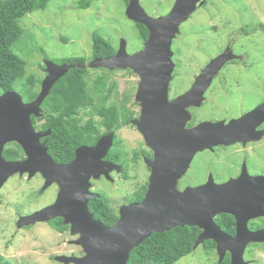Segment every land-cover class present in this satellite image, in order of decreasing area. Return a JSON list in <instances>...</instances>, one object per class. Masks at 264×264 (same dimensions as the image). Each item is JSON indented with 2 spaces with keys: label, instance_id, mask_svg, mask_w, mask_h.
<instances>
[{
  "label": "water",
  "instance_id": "obj_1",
  "mask_svg": "<svg viewBox=\"0 0 264 264\" xmlns=\"http://www.w3.org/2000/svg\"><path fill=\"white\" fill-rule=\"evenodd\" d=\"M206 1L176 0L169 13L154 17L146 11L141 0H129L127 16L146 25L150 31L144 47L130 54L126 41H122L114 55L91 61L93 67L131 68L139 75L136 100L141 103L142 111L141 117L133 123L155 151L154 158L147 159L151 175L144 198L122 205L120 216L113 225L95 218L89 208L90 199L100 195L91 190V177L99 178L103 173L109 175L104 157L113 145V133L103 136L95 146L78 148L70 163L59 164L47 153L45 145H40V137L49 131L37 132L32 124L31 115H42L43 101L55 82L69 71L70 65L47 61L48 75L39 95L31 102H24L23 96L15 90L0 92V190L11 176L27 171L31 176L37 171L43 173L46 178L43 189L55 182L59 184L54 203L21 216L17 223L18 227H23L63 217L64 222L71 225L72 234L80 235L74 243L82 246L85 255H59L58 261L65 264H128L131 251L152 233L178 225L202 228L194 248L212 238L217 242L220 260L229 251L231 264H249L244 257L246 246L252 241L264 242V229L251 230L248 226L249 220L264 216L263 175L251 176L243 170L239 177L224 183H216L210 178L199 186L178 188L179 179L198 151L244 137V134L237 136L235 128L250 122L259 111L264 113L263 104L227 124L204 121L186 129L188 114L185 107L202 104L214 76L228 61L236 58L230 48L210 60L187 92L169 100V84L176 66L173 41L181 33L182 23ZM168 122H174L175 126L169 129ZM13 141L22 145L27 154L25 159L8 160L3 155L5 145ZM221 213L236 217L235 236L223 232L217 224L215 217Z\"/></svg>",
  "mask_w": 264,
  "mask_h": 264
},
{
  "label": "rangeland",
  "instance_id": "obj_2",
  "mask_svg": "<svg viewBox=\"0 0 264 264\" xmlns=\"http://www.w3.org/2000/svg\"><path fill=\"white\" fill-rule=\"evenodd\" d=\"M79 1L51 0L45 9H37L19 19L23 34L13 44L12 50L27 61V75L32 73L43 82L46 61L59 64L72 58L89 61L92 58V37L96 30L117 48L122 41H126V49L130 54L141 49L143 40L135 21L127 16L125 0H90L86 8L79 7ZM175 1L141 0V3L150 15L158 17L169 13ZM242 28L245 31L240 33ZM180 31L181 35L178 34L173 41V50L174 61L182 67L183 77L188 78L187 69L197 73L229 42H233L234 51H231L236 57L240 55L242 58L227 64L221 73L233 70L231 76H238L243 87L250 91L251 95L248 94L243 101L245 106L251 105L250 98L264 97V0H208L182 23ZM112 78L119 86V91L125 82H137L135 74H128L127 71H120ZM187 80L190 82L191 78ZM20 83H16L14 90L23 96ZM221 98L227 102L229 100L228 96L223 95ZM132 134L133 141L135 138L138 142L139 134L134 130ZM236 154L243 156L244 152ZM203 157L201 155L195 159L198 168L206 170L215 167L208 166L209 163L206 165ZM145 159L146 162L141 159L133 165L132 177L126 182L118 178L115 184L109 183L107 179L96 184L102 193L110 197L114 208L117 209L123 203L125 187L130 186L127 194L133 195L138 186L150 177ZM225 163L226 159L220 165ZM192 175L200 178L204 172L194 171ZM40 184V178L26 185L20 179L10 177L0 190V255L9 264H59L50 255L77 248L70 242L72 233L62 236L50 230L46 222L31 229H20L16 225L17 213L56 197L55 187L43 195H34L32 187L36 188ZM248 245L244 252L245 259L253 258L255 264H264V242L252 241ZM198 247L175 264H201L200 257L218 258L215 250L206 251Z\"/></svg>",
  "mask_w": 264,
  "mask_h": 264
},
{
  "label": "flooded vegetation",
  "instance_id": "obj_3",
  "mask_svg": "<svg viewBox=\"0 0 264 264\" xmlns=\"http://www.w3.org/2000/svg\"><path fill=\"white\" fill-rule=\"evenodd\" d=\"M207 2V1H206ZM150 33V32H149ZM181 35V34H180ZM146 40L143 41L141 49L144 47V43ZM233 42H229L219 53H217L214 57H216L218 54L224 52L228 48L230 50H233ZM119 48H117L118 50ZM140 50V49H139ZM138 51V50H137ZM234 51V50H233ZM98 57H92L89 61L86 62H69V61H64L60 62V64H68L72 65V67L75 66V64H81L83 66H90V63L92 60L96 59ZM242 56L238 55V57L228 61L222 69L214 76L213 81L211 85L207 88L205 91V99L202 102L200 106H195V105H190L185 107V111L188 114V119L186 120L185 127L186 129L192 128L196 126L197 124L204 122V121H212V122H219L223 121L226 124L229 123L231 120L239 119L246 115L247 113L251 112L252 110L256 109L257 107H260L264 104V97L261 98L260 96L257 98H250V101H252L251 105L245 106V103L243 102L244 99L251 95L249 90L245 87H243V84L238 80V76H231L232 71L229 69L227 72L221 73L223 68L227 66V64L233 63L239 59H241ZM47 62V61H46ZM59 64V63H58ZM71 67V68H72ZM205 67V66H204ZM200 69L197 73L191 72L187 69L188 72V78H191V81L188 82V78L183 77L182 74V67H180L177 63L176 66L174 67V70L172 72V79L169 84V90H168V95H169V100L172 101L176 97L184 94L187 92L193 83L196 80V77L201 73V71L204 69ZM100 68V67H98ZM46 76L48 75L47 69L45 68ZM116 70V69H115ZM114 71V70H112ZM121 71H127L129 72V69H122ZM221 73V74H220ZM137 82L133 83L130 81H127L124 83L123 87L119 91V86L116 85L118 94L120 97L117 98V94L114 93L113 96L108 99L107 101H102V99H97L95 101V106L99 107L102 105L104 102H112L114 103L115 100L119 102L120 100L125 99V111L127 112L130 120V124L124 125L121 124V127L116 128V124L113 126H107L104 124V117L103 115L99 114L97 111L98 109L95 106H88V108H81L80 110H72L70 113H63V114H57L56 111H54L52 114L48 113L47 116L43 117V115L38 116L36 114L31 115L32 119V124L37 132H47L49 131L48 134L41 136L40 137V145L44 144L47 153L54 159L52 156L53 153L58 152L61 144H63L65 141L63 138H53L51 139L52 136V125L55 124L57 121L58 123L56 124L57 126L63 124L62 126L65 127V132L67 135L70 136L71 130H73L75 127H80L84 128L88 125L90 121H94L93 125L96 128V132H94V136H87L85 143H82L80 145H77L75 150H74V156L70 158L68 161H57L59 164H67L70 163L76 156V151L78 148L83 147V146H95L98 144L102 137L105 135H109L110 133H113V145L107 152L106 156L104 159L108 162L107 165L109 166L108 171L109 175L106 173H103L100 175L99 178L91 177V190L94 192L102 193L99 188L96 187V184L98 182H101L100 180H105L107 179L109 183L115 184L118 181V178H121L125 180L124 182L127 181L131 175V170L132 167L135 163H137L139 160L143 159V161L146 162V159H153L155 151L151 147L150 144L146 141L144 135L142 132L138 129V127L133 123V120H136L141 117V111H142V105L139 101L136 100V94L140 82L139 75L134 73ZM198 74V75H197ZM197 75V76H195ZM45 76V77H46ZM219 76V77H218ZM44 77V78H45ZM218 80L215 82V79ZM114 78H112L113 80ZM179 79V80H178ZM183 79V80H182ZM186 79V80H184ZM178 82L174 84V82ZM182 84L178 85L180 82ZM114 82V81H113ZM186 82V83H185ZM115 88V89H116ZM42 89V83L40 84L38 92L40 93ZM38 93V95H39ZM37 95V96H38ZM228 96L229 100L221 98V96ZM36 96V97H37ZM33 98L31 100L26 101L24 98V102L28 103L33 101ZM134 97V101L133 98ZM263 100V101H262ZM46 102V100H45ZM43 102V103H45ZM227 102V104H225ZM43 106V105H42ZM47 107V104H46ZM92 107H95L94 110L91 112L90 109ZM44 109V107H42ZM97 110V111H96ZM123 110V109H122ZM204 111V113H201V111ZM170 115H172V111L170 112ZM172 117V116H171ZM253 119L250 122H246L243 124L240 128H236L237 136L239 134H244L245 136L242 138L238 137V140L236 142H232L233 144L229 143H223V144H218L214 145L213 147L206 148L204 150L198 151L190 166L188 167L186 173L179 179L178 181V186L181 190L186 188L187 186H199L204 183H206L210 178H213L216 183H224L231 178H237L239 177L243 170L248 171V173L251 176H264V113L263 111H259L256 117H252ZM58 119V120H57ZM165 119V117L162 118V120ZM167 126L169 129H172V126H175L174 122H168ZM132 130L134 132H137L139 134V141L137 142L136 139L134 138L133 141V134ZM128 131V132H127ZM241 132V133H240ZM169 133V130H168ZM62 135V134H61ZM63 136V135H62ZM66 136V135H65ZM130 136V137H129ZM71 137V136H70ZM129 137V138H128ZM51 139V140H50ZM62 140V141H61ZM133 143L136 145L133 146ZM58 149V150H57ZM13 150V157H8L4 154L5 151ZM61 150V149H60ZM244 152L243 156H240L239 154H236L238 152ZM206 152H209L206 154ZM234 154V155H233ZM3 155L5 158L8 160H22L27 157V154L22 147V145L18 141H13V142H8L5 145ZM204 155L203 159L205 164L209 163L208 166H215L214 168H206V170H203L202 168H198L196 165V160L199 156ZM226 159V163L223 164V166L220 165V162ZM207 165V164H206ZM220 165V166H218ZM150 172L151 168L148 166ZM194 171H203L204 176L203 177H194L192 173ZM11 177H16L17 179H20V182L23 184L29 185L30 181L35 180L36 178L41 179V184L38 187H32L33 194L34 195H43L46 191H48L50 188L55 187L57 189V194L56 197L53 198L50 201H47L46 203H43L42 205H37L33 206L29 209H26L25 211H21L17 213V219H16V225L18 223V220L21 216L27 215L30 213H33L47 205H50L55 202L58 192H59V184L58 183H53L49 185L48 187L44 188V185L46 183V178L44 177L43 173L41 171L35 172L32 176L30 175V171H27L25 173H16ZM147 184L146 191L149 186V177L147 181H145L143 184ZM121 183V182H119ZM130 184V183H129ZM131 185V184H130ZM141 186V185H139ZM138 186V188H139ZM130 186L124 188V196L123 197V203H121L117 211L119 213V209L122 205L134 202V201H139V200H132V201H127L128 197H131L132 195L127 194V191ZM137 188V190H138ZM19 189V188H18ZM136 191V190H135ZM134 191V192H135ZM146 193V192H145ZM127 194V195H126ZM92 199V198H91ZM90 199V200H91ZM141 201V200H140ZM2 203V202H1ZM0 203V205H1ZM90 208V204H89ZM90 211L92 209L90 208ZM93 212V211H92ZM95 218L99 219L95 215ZM222 214V213H221ZM218 214L215 219L217 224L221 227V230L225 233H227L230 236H235L237 234V219H236V224L234 225L235 230L234 233H229L226 229V224H224V228L222 227L221 224L218 223V216L221 215ZM48 225V228L52 230L55 233H59L60 235L63 236V234L68 235L71 232V225L66 224L64 222V218L61 216L55 217L51 220L45 221ZM63 222L66 227H61L59 223ZM43 224L44 222L40 221L35 224L23 226L20 229H31L37 224ZM104 223V222H103ZM59 226H56V225ZM106 224V223H104ZM107 225V224H106ZM190 226V225H189ZM248 226L251 230H260L264 229V216H260L254 219H251L248 222ZM199 234L203 231L202 228H199ZM80 237L79 234L76 235H71V240L70 242L76 246V249L72 250H67L66 252H61L59 254L53 253L50 255V258L55 260L59 264H64L61 261L57 260V256L59 255H68V256H77L81 257L85 255V252L82 248V246L74 243L76 239ZM65 239V238H64ZM215 242V248L211 249L206 247L207 245H210L212 242ZM249 246V245H248ZM199 249H205L206 251L209 250H215L216 254L218 256L217 259L213 258H205V257H200L199 261L201 264H218V263H223L225 257L229 254L231 257V253L228 251L226 252L224 259L220 260V256L218 253V245L217 242L212 239H206L204 240L198 247ZM247 259V258H246ZM214 260V261H213ZM250 261L249 264H255V260L252 259H247ZM213 261V262H211ZM70 264H75L74 262H71Z\"/></svg>",
  "mask_w": 264,
  "mask_h": 264
},
{
  "label": "trees",
  "instance_id": "obj_4",
  "mask_svg": "<svg viewBox=\"0 0 264 264\" xmlns=\"http://www.w3.org/2000/svg\"><path fill=\"white\" fill-rule=\"evenodd\" d=\"M51 0H0V92L7 90H14L16 83L21 82L23 90V98L28 101L38 95L39 84L42 83L34 74L27 75V61L17 55L12 46L17 42L22 34L23 29L19 23V19L26 14L37 9H45ZM208 1V0H207ZM129 4V0H125ZM79 7H89L90 0H80ZM205 5V4H204ZM139 29L141 39L147 40L149 37V29L146 25L135 22ZM245 31L241 29L240 33ZM117 52L115 47L102 33L94 31L92 37V57H107L114 55ZM69 62H85L83 58L68 59ZM91 66V65H90ZM70 65L69 71L60 77L53 85L50 94L42 103V115L47 116L54 111L57 114L70 113L72 110H80L81 108H88V106H95L97 99L107 101L114 93L117 98L120 97L116 88V83L113 82L112 77L117 75L122 69H129V73H133L131 68H115L110 70L108 67H88L81 64H75L74 67ZM91 72H95L92 74ZM116 88V89H115ZM133 98V97H132ZM125 99L119 102L115 100L112 102H104L99 107L98 113L103 115L107 126L116 124V128L121 127V124H130V118L125 111ZM134 101V100H133ZM47 104V107H46ZM95 107H92V112ZM123 109V110H122ZM41 116V115H40ZM58 120V119H57ZM94 121H90L84 128L75 127L70 132V136L66 134L63 124L57 126L58 121L52 125L53 138H63L64 143L61 144L58 152L53 153L54 160L68 161L74 156V150L77 145L87 142V136H94L96 128L93 125ZM63 136H62V135ZM66 135V136H65ZM50 139V140H51ZM62 141V140H61ZM61 149V150H60ZM4 154L8 157H13V150H7ZM148 182L141 184L138 190L133 193L127 201L142 200L145 196ZM1 203V200H0ZM90 208L99 219L107 225H113L119 218V213L112 205L110 197L104 193L96 198H92L89 202ZM236 217L231 213H222L218 216V223L226 229L229 233H234L236 224ZM216 220V219H215ZM224 223V224H222ZM61 227H66L63 222L59 223ZM58 224L56 226H59ZM198 226H175L170 230L154 232L147 237L143 242L136 246L130 255L128 264H175L182 257L191 254L196 250L194 245L199 238ZM221 228V227H220ZM201 244V243H200ZM208 248H215L213 241ZM223 263L231 264V257L228 254ZM0 264H9L6 259L0 255ZM65 264V263H64ZM70 264V263H69Z\"/></svg>",
  "mask_w": 264,
  "mask_h": 264
},
{
  "label": "clouds",
  "instance_id": "obj_5",
  "mask_svg": "<svg viewBox=\"0 0 264 264\" xmlns=\"http://www.w3.org/2000/svg\"><path fill=\"white\" fill-rule=\"evenodd\" d=\"M173 47V46H172ZM100 194V193H99ZM90 202V201H89Z\"/></svg>",
  "mask_w": 264,
  "mask_h": 264
}]
</instances>
